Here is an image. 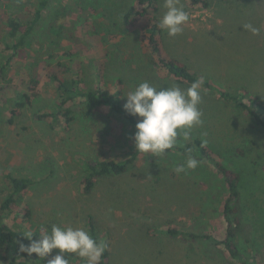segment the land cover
Returning <instances> with one entry per match:
<instances>
[{
	"label": "rangeland",
	"instance_id": "rangeland-1",
	"mask_svg": "<svg viewBox=\"0 0 264 264\" xmlns=\"http://www.w3.org/2000/svg\"><path fill=\"white\" fill-rule=\"evenodd\" d=\"M207 1L206 8L179 0L189 21L175 37L161 32L163 51L217 87L264 103V0ZM40 2L0 0V206L13 192L11 178L29 180L5 222L38 235L52 225L83 227L91 235L92 223L99 240L110 245L108 264H241L212 238L167 233L177 228L225 237L228 193L213 161L221 159L239 179L236 244L241 261L264 264V130L211 90L201 89L203 124L191 129L190 141L176 146L201 139L209 159L196 156L194 170L177 174L174 169L185 158L143 153L124 174L99 178L90 194L83 193L86 160L130 159L137 152L136 129L109 107L85 115L84 99L70 104L71 122L62 116L41 118L57 114L62 101L52 74L107 98L121 87L123 105L126 94L142 82L158 89L190 86L153 65L141 30L124 27L134 0H49L30 43L6 67L13 54L6 48L12 42L3 14L21 20L24 31ZM158 8L160 20L166 11L163 0ZM249 24L257 34L245 27ZM31 67L40 75L35 95L25 82ZM58 253L54 249L43 259L33 254V262L16 264H48ZM14 256L1 251L0 264H11ZM64 258L85 264L74 254Z\"/></svg>",
	"mask_w": 264,
	"mask_h": 264
},
{
	"label": "trees",
	"instance_id": "trees-1",
	"mask_svg": "<svg viewBox=\"0 0 264 264\" xmlns=\"http://www.w3.org/2000/svg\"><path fill=\"white\" fill-rule=\"evenodd\" d=\"M135 9L128 12L123 17V25L129 30H141L143 41L146 43L152 55V62L154 66H158L166 70L169 74L173 75L180 83L191 85L192 82L198 78H203L204 85L202 88L206 90H211L214 92L219 99L227 104H231L239 108L246 116L250 117L251 121L264 130V103L257 100L248 99L245 100V96L240 93L230 92L228 90L217 87L212 82L204 77H201L193 73L188 66L180 61L179 59L171 56H167L162 48V43L160 40L161 30L158 26L159 20L156 17L158 12V0H134ZM192 4H201L204 7H208L207 0H190ZM49 5V0H41L38 5L33 20L26 30H22V21L15 18L11 14H3V22L7 27V38L12 42L7 45V50L11 51L13 56H11L6 63V67L10 65L14 56L20 52V49L27 47L30 43V36L35 27L40 23L43 17V12L47 9ZM149 20V23L147 24ZM144 22L146 23L144 25ZM4 70L6 68H3ZM3 71V70H2ZM26 78L27 90L28 92L36 93L37 87L40 83V75L37 67H31ZM54 82L57 84L62 101L59 104L58 113H44L40 117L43 119L56 118V116H62L67 122L73 120L72 113L73 110L70 104L76 102L77 100L84 99L85 107L84 113L87 116H92L97 113L101 107H109L111 111L120 115L123 119L127 120L133 126L138 122L135 116L129 115L123 108L121 102L123 96L122 88H118L116 93L107 98L101 94L100 90H82L74 82H68L64 80L60 74L54 72L52 74ZM121 86L122 83L119 82ZM189 149L191 152L189 153ZM167 152H172L180 155L183 158H187L190 154L194 158L200 156L209 159L210 151L205 146L201 139H194L191 143H186L182 146L175 147L174 149L168 150ZM143 153L136 152L130 159L123 161L107 160V161H92L86 160L87 175L83 179L82 187L84 194H90L95 186L96 180L104 177H112L124 174L129 165L133 163L140 155ZM215 168L218 175H221L226 187H227V198L225 199L223 217L226 222V233L222 240L211 236L210 234H189L183 232L177 228H170L167 233L173 236H192V237H202L205 239H214V241L225 248L228 257L238 260L241 264H248L247 261H241L240 252L237 248L236 237L237 229L240 226V221L238 218V204L240 199L239 191V179L231 168L226 166L221 159L214 160ZM13 192L5 199V201L0 206V252L1 251H13L15 253L14 262L11 264H16L17 261L27 263L32 261V254L29 256L27 253L21 252L20 245H27L30 241L24 236L26 233L13 228L5 222V219L12 215L13 207L18 202V199L24 194L29 185V180L26 179H16L11 178ZM91 236L94 239L99 240V235H97L96 230L92 223H90ZM195 235V236H194ZM33 240H39L38 234H33ZM107 241V240H105ZM108 247L102 257V264H108L109 259V243ZM36 257H38L36 255ZM33 262V261H32Z\"/></svg>",
	"mask_w": 264,
	"mask_h": 264
},
{
	"label": "clouds",
	"instance_id": "clouds-1",
	"mask_svg": "<svg viewBox=\"0 0 264 264\" xmlns=\"http://www.w3.org/2000/svg\"><path fill=\"white\" fill-rule=\"evenodd\" d=\"M166 9L159 20V28L170 37L181 34L189 21V13L179 5V0H163ZM253 34L258 29L245 25ZM203 78H198L187 89L178 85L156 88L148 82H142L126 94L124 110L132 116L139 117L133 134L134 147L137 152L164 155L174 149L180 141L191 140V129L203 124V113L198 105L201 103ZM179 138V139H178ZM191 150L189 149V153ZM199 161L190 154L185 162L175 167L177 174L194 170ZM30 243L21 244L20 251L29 256L36 254L40 259L47 257L54 249L59 253L48 264H69L65 254H74L85 264H102V257L107 250L105 240L92 238L83 227H61L52 225L50 232H44L39 240H33V233L24 235Z\"/></svg>",
	"mask_w": 264,
	"mask_h": 264
}]
</instances>
